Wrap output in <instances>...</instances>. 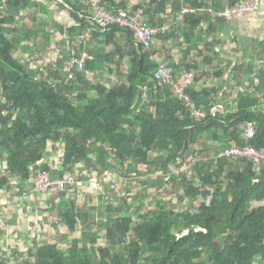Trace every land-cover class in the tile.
I'll return each mask as SVG.
<instances>
[{"label":"trees","instance_id":"16d2710c","mask_svg":"<svg viewBox=\"0 0 264 264\" xmlns=\"http://www.w3.org/2000/svg\"><path fill=\"white\" fill-rule=\"evenodd\" d=\"M153 1L162 10L165 0ZM228 1L234 4L240 0ZM37 6L48 9L44 2L36 0H0V12L2 8L7 12L0 17V153H7L0 191L22 194L27 187L25 182L33 178L36 170L56 173L48 163L43 164V159L50 153V141L64 138V163L53 178L73 172L75 165H83L92 156L93 167L100 173L107 168L120 170L133 160L137 175L145 171L143 168L149 173L150 178L145 181L148 187L169 184L179 202L176 208L162 203L151 208L144 203L142 194L133 201L125 195L116 204L105 202L112 221L105 219L92 226L90 221L95 216H91L92 209L88 207L92 195L83 203L73 197L82 194L81 185L87 186L86 181L81 185L77 182L66 192L51 196L50 209L65 225L64 231H60L57 242L28 248L27 264H253L256 259L264 264V167L258 168L246 159L221 157L219 153L232 143L244 144L239 124L246 120L257 123L252 143L264 147V111L252 107L259 104L258 98L242 97L236 103L237 114L225 118L210 116L200 122L190 117L182 102L171 95L166 88L170 86L157 80L165 87L151 101L157 112H138V101L145 91L142 86L158 63L149 49L135 42L131 31L119 26L108 29V37L120 30L126 31L131 40L128 49L122 45L108 61L115 56L119 63L126 61L127 82L110 88L93 83L85 73L94 69L91 60L83 71L74 70V80L65 79L64 71L53 68L41 75L37 66L14 54L30 43L44 45L41 34H49L51 20L45 16L42 25L24 24L15 29L10 26L26 7ZM189 18L199 22L203 16ZM79 20V28L85 30L88 25ZM79 28L71 27L69 33L76 34ZM60 29L65 33V26ZM61 58L57 60L59 66ZM194 65L192 68L199 67ZM241 68L236 66L233 70ZM199 78L196 76V80ZM187 91L207 110L214 104L209 89L190 87ZM116 123L117 131L113 130ZM220 131L227 135L221 141L223 148L212 159H205L209 153L199 147L204 135L211 141L220 140ZM105 141L109 146L94 147ZM150 150L165 155L152 160ZM173 163L187 168L172 173L167 180L161 177L167 170L175 169ZM78 180L81 182L82 177ZM201 197L203 200L197 203ZM76 232L80 235L75 237ZM11 263L6 255L0 256V264Z\"/></svg>","mask_w":264,"mask_h":264},{"label":"crops","instance_id":"0c3cea01","mask_svg":"<svg viewBox=\"0 0 264 264\" xmlns=\"http://www.w3.org/2000/svg\"><path fill=\"white\" fill-rule=\"evenodd\" d=\"M36 1L44 2L47 5V11L38 6L34 8L26 7L16 16L15 22L8 25L13 27V29L18 25H24L21 23V18L29 11H32L36 15L37 11L42 13L43 21H45V16L51 20L52 23L48 26L49 34H46L44 37L41 35L43 37L42 41H44V45L40 46L41 53H34L33 51L37 49V46L34 47V44L29 42L30 44L15 52L14 56L16 58L26 61L30 65L37 66L41 71V75L42 72L47 75V71L50 68L64 71L65 79H68L66 75L68 69H72L73 73L77 68L83 71L87 61L91 60L94 61V69L85 70V73L93 83L99 82L110 88L127 82L128 65L126 61L125 63H119L118 56L114 57L113 62L108 61L111 60L108 57L115 53L114 50L122 48V45L125 49H128V40L131 39L126 31L122 32L118 30L115 32L114 37H108V29L97 28L95 26L97 11L89 5V0ZM103 3L107 9L113 11L118 9L135 11L138 8H143L146 21L150 25L166 26L168 31L158 36L154 46L149 49L153 55L152 59L157 63L161 62L166 66L172 67L176 76L192 69L198 71V77L200 78L196 80L193 87L198 90L209 89L214 106L221 100L231 108L242 97L258 98L259 104L264 103V1L257 12L237 13L232 20H225L213 12L204 10L207 6L218 7V10H223L225 7L232 5L229 4L228 0H165L162 10L155 5L158 3H155L153 0L147 3L139 2L138 0H103ZM186 5L193 7L196 11L184 13L183 9ZM1 13L7 14L4 8L0 12V17H2ZM190 15H200L203 16V19L197 22L195 18H189ZM79 19H83L85 21L84 24L88 25L87 28L85 26V30L84 28L83 30L79 28ZM43 21H40V25L43 24ZM25 24L27 23L25 22ZM61 26H65V33H62ZM71 27L79 28L78 33H69ZM50 29L53 31L51 32ZM58 32H61L62 36L59 37L61 39L58 38L59 40L56 41L55 34ZM69 41L71 44H69ZM60 42L63 45V49L52 54L51 48L54 44ZM48 43L50 44L47 46ZM80 44H83L82 48ZM49 51L51 54L47 55L46 53ZM74 55L85 58L82 67L79 65L72 66V57ZM60 57L63 58H61V66L57 62ZM131 58L132 53L130 54ZM210 58L211 62H209ZM194 63H197L199 67L192 68L195 66ZM236 66H241L242 68L239 71L233 70ZM155 68L150 70L151 77L142 86L145 91H142V100L138 101V112L145 110L150 111V113L157 112L151 101L157 99V93L165 87L160 86L155 79L153 75ZM104 70L107 72H100ZM96 72L97 75L100 72L98 79H96L97 75H94ZM219 72H222L223 75L217 76ZM105 75H107L108 79L104 78ZM74 79L76 77L70 80ZM170 87L166 88L175 97L174 91ZM160 96L164 100L167 98L165 94ZM198 106L205 109L203 106ZM137 125L140 126V123L138 122ZM239 129L242 133V128ZM113 130L117 131L118 126L116 125ZM219 135H221L220 141L227 139V135L223 132L220 131ZM65 141L63 138L61 141L54 140L49 143L48 148H50V153L43 159V164L48 163L53 170H56V173L51 172L52 174L59 175V167L64 163L63 150L66 146ZM103 144L104 146H109V143L106 141ZM96 146L99 147V143H96ZM204 149L206 150V147ZM217 150L214 149L213 154H209V157L205 159H212ZM163 153L165 155V152ZM61 154L62 157L60 156ZM6 157V152L0 153V174H4L7 165ZM61 158L63 162L60 164L58 160ZM108 160L110 159L108 158ZM261 165L264 167L262 163H256V167L258 168ZM83 168L82 164L75 165V170L72 172L77 178L82 177L81 182L78 180V185L83 184L84 181L87 184V186L81 185L83 188L82 194H73V197H77L81 203L85 202L86 197L90 195L91 191L95 192L90 185L92 179L82 171ZM98 173L99 176L102 175V172L98 171ZM100 186L99 183L97 188ZM55 193L58 192L56 190L52 191L49 193L51 194L49 196L46 193H39L34 190L33 184H27L22 194H20V191L14 190L0 191V211L3 210L5 215L0 220V256L7 255V249L14 246L17 247V251H21V256L25 258L28 248L40 244L36 242L37 240H41L42 244L58 241L60 233L59 231L57 232L58 229L55 232L56 239L50 238L47 240L53 233L52 229L56 225L61 231H64L65 226L63 222L61 224L56 222V218H59L50 209L52 205L51 196ZM14 200L17 202H15L14 206H11L10 204ZM29 212L31 215H29ZM52 214L56 218L50 221L47 217L52 216ZM94 219L96 217L92 218L91 221H94ZM33 221L36 223L35 225H32ZM101 221L102 219L99 218L97 219V224L93 223L91 225L96 226ZM45 222H50V226L47 231L42 233ZM29 227H33L35 230L39 229L41 233L39 232V234L34 231L35 234L31 233L29 235L31 231ZM77 235L79 236L80 232L74 234L75 237ZM32 237L33 240L29 242V238L32 239Z\"/></svg>","mask_w":264,"mask_h":264},{"label":"built area","instance_id":"2783aa9c","mask_svg":"<svg viewBox=\"0 0 264 264\" xmlns=\"http://www.w3.org/2000/svg\"><path fill=\"white\" fill-rule=\"evenodd\" d=\"M139 2L147 3L150 0H138ZM264 0H240L235 4L225 7L223 10H217L215 7L207 6L205 11L215 13L218 17L224 18L225 20H232L233 17L240 12H257L261 8V4ZM89 4L96 9L97 14L95 17V25L101 29H108L112 26H119L128 29L133 33V37L138 45L151 49L158 36L165 34L168 29L164 25H150L145 18L143 8H138L135 11H128L126 9H118L116 11L107 9L103 0H89ZM191 6L186 5L183 9L184 13L195 12ZM85 58L74 55L72 57V66L84 65ZM153 75L156 80L163 84L172 86L174 90V96L179 99L184 107L189 110L190 116L195 121H204L208 117H222L225 118L229 115H235L238 113L239 108L237 104L231 108L228 104L223 101L211 107V109L205 110L197 105V103L188 94L187 89L194 86L196 83L197 73L195 70H190L182 73L180 76L174 74L172 67L166 66L164 63L158 62L157 67L153 71ZM68 79H73L74 73L72 69H68ZM254 109L264 110L262 103L252 106ZM251 107V108H252ZM252 108V110H254ZM239 128H242V133L249 141L244 146H232L225 147L221 150L220 156L229 159H246L247 161H253L255 163H262L264 165V147L258 148L251 144V140L255 138L257 134V125L254 120H246L239 124ZM39 169L34 172L36 191L45 192L49 188L56 189L57 192L63 193L68 190L69 187L74 186L78 182V178L72 175L64 177H51L47 171L42 172Z\"/></svg>","mask_w":264,"mask_h":264},{"label":"rangeland","instance_id":"374dc122","mask_svg":"<svg viewBox=\"0 0 264 264\" xmlns=\"http://www.w3.org/2000/svg\"><path fill=\"white\" fill-rule=\"evenodd\" d=\"M240 13H248V12H240ZM42 19H43V16H42L41 12H37L36 11V15H35L32 11H29L24 17L21 18V21H22L21 23L25 24V22H26L27 25L33 27L35 24H40V21H43ZM50 30H51V32L53 31L52 29H50ZM46 34H41V35L44 37V36H46ZM57 34H55L56 41L61 39L59 37L62 36L61 32H58ZM46 40H48V39H46ZM35 44H38V43H35ZM49 44L50 43H48L47 46ZM36 46H37V49H34L33 52L34 53L35 52L39 53L41 51V49H40L41 44H38ZM62 49H63V45L61 44V42L57 43V44H54L53 47L51 48L52 54H54L55 52H59ZM49 54H51L50 51L47 53V55H49ZM17 57H19V56H17ZM46 58H47V56H46ZM100 72H107V71L104 70V71H100ZM100 72L98 73V75H100ZM197 72L198 71H196V73ZM42 75H45V73L42 72ZM94 75H97V72ZM98 75L96 76V79H98ZM197 76H198V73H197ZM104 78L108 79L107 75H105ZM97 83L98 82H96L95 84H97ZM262 104L264 106V103H262ZM116 125H117V123L114 124V127ZM255 137H256V135H255ZM241 138L244 141L243 145H238V144L232 143V144H230L228 146L229 147H232V146H244V145H246L249 142V141H246L243 133H241ZM253 140L250 141L252 145H254L252 143ZM202 143H203V145H200V146L198 144H196V145H198L202 149L204 147H206V153L208 151V153L210 155L213 154L214 149H218V151H220L223 148L222 147L223 144H222V142L220 140L211 141V140H209V138L206 135H204ZM102 146H104V144L99 143V147H102ZM209 146H210V148L207 149V147H209ZM94 147L97 148L98 146H94ZM150 151H151V155H152L151 159H153V160H156L159 157L164 156V153L161 152V151H154V150H150ZM60 156L62 157V154ZM194 156L196 157L197 153ZM93 159H94V156H92L90 159H88L86 161V163H83L84 168L82 169V171L84 173H86L90 179H92V182H91L90 185L93 188L92 190H95V192L91 191V193H92L91 194L92 195L91 196L92 201H90L88 203V207L90 206L91 209H92L91 216H93V214H94V216L96 217V219H94V221H91V224H93V223L97 224V219H99V218H101L102 220L106 219L108 221H112V216L108 215L109 213L107 212V208H105V207H107L105 205L106 204L105 202H108V203L114 202L116 204L118 202V200L121 199L125 195L129 196L130 201H133V199L137 195L142 194L144 203L149 205V206H151V208H158L159 203H162V204L166 205L168 208H170V207L176 208L178 206L177 203L179 202V198L176 195V193L170 191V187L171 186L169 184L164 185V184L161 183L162 186L158 187V188L157 187H153V188L152 187L151 188L148 187V184L145 183V181L150 178V177L146 176V175H149V173H145L147 171H144L142 174L137 175L134 172V171H136L135 167L133 168V166H135L136 162H134L133 160H131L129 163H127V165H125L120 170H116V169L115 170H111L109 168L104 169V170H102V173H101L102 175L99 176L98 171L95 170V168L93 167V165H94L92 163ZM58 161L61 164L63 162V159L61 158ZM173 164H175L173 166V167H175V169L171 168V170H167V172L165 174H161L160 176L161 177H165V179L167 180V179L170 178V176H172V173H179V172L182 171L183 168H187V166L181 167L177 163H173ZM128 165H131L132 169H129ZM143 169L145 170L146 168H143ZM44 171H47V173H49L51 175V177L54 176V174H52L50 171L43 170L42 172H44ZM69 175H72V176H74L76 178V175L73 174L72 172H70V173L68 172L66 174V176H69ZM155 176H157V174L154 172L153 173V177H155ZM35 178H36V176H35V174H33V178L29 182H25V185L33 184V188H34ZM192 180L193 181H197L196 176H192ZM99 183H100L101 186L99 188H97L99 186ZM168 186H170V187H168ZM34 190H35V188H34ZM55 190L56 189L49 188L45 192H39V191H37V192L46 193L49 196V195L52 194V193L51 194H49V193L52 192V191H55ZM206 198H208V197H206ZM185 200L188 202L187 198H185ZM201 200H203L202 197L197 200V203H200ZM15 202H17V201L16 200L12 201V203L10 205L14 206ZM187 206H188V204H187ZM182 207L185 208L186 205H183ZM29 215H31L30 212H29ZM56 216L54 214H52V216L51 215H50V217L48 216L47 219L50 220V221H53L56 218ZM4 217H5L4 211L1 210L0 211V220L3 219ZM56 222L58 224H61L60 219L56 218ZM49 223L45 222V225H43V228H42V233L48 230V227L50 226ZM35 224L36 223L33 221L32 225H35ZM29 229H31V231L29 232V235H31V233L35 234L34 231H36L37 233H39V232L41 233V231H39V229L35 230L33 227H29ZM56 229H58L57 232L61 231V230H59L58 226L56 225L52 229L53 233L51 234V236L47 240H49L50 238L56 239V236H55ZM32 240H33V237H32V239L29 238V242H31ZM36 242L42 244L41 240H37ZM102 243L106 244V242L104 240L102 241ZM25 247L27 248V246H25ZM10 249H11V252H10ZM10 249H7V255L6 256L10 258V261L12 262L11 264H27L25 258L21 256L19 251H17V247L12 246V247H10ZM18 253L20 254V256L17 258V260H19V262H17V260H16V257L18 255ZM23 260H25V261H23ZM252 262H253V264H259L257 259L255 261H252ZM249 264H250V262H249Z\"/></svg>","mask_w":264,"mask_h":264},{"label":"clouds","instance_id":"9594fccd","mask_svg":"<svg viewBox=\"0 0 264 264\" xmlns=\"http://www.w3.org/2000/svg\"><path fill=\"white\" fill-rule=\"evenodd\" d=\"M104 4V3H103ZM90 5V4H89ZM91 6V5H90ZM96 17V16H95ZM96 26V25H95ZM113 27V26H112ZM112 27H110V28H112ZM98 28V27H97ZM110 28H108V29H110ZM99 29H101V28H99ZM128 30V29H127ZM136 42V41H135ZM78 67V66H77ZM73 71V70H72ZM68 73H66V75H67Z\"/></svg>","mask_w":264,"mask_h":264}]
</instances>
